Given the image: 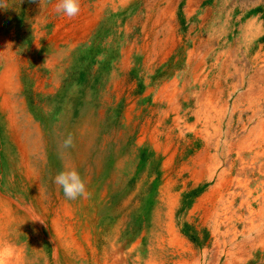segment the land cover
<instances>
[{
  "label": "rangeland",
  "instance_id": "rangeland-1",
  "mask_svg": "<svg viewBox=\"0 0 264 264\" xmlns=\"http://www.w3.org/2000/svg\"><path fill=\"white\" fill-rule=\"evenodd\" d=\"M0 3L6 4L0 6V78L6 63L4 44H7L8 51L16 59L26 62L31 59L48 62L52 57L58 64V54L62 55L61 66L56 65L52 70L43 68L42 74H37L32 73L34 69L29 68V76L24 71L21 73V83L26 91L23 97L27 111L35 121L41 123L46 134L61 132L58 138L62 144V133L66 130H85L86 133L80 130L84 133L81 146L84 164L89 163L85 166L86 169L94 171L97 230L101 238L107 234L111 242L109 235L112 228L120 222L119 231L125 233L122 238L127 242L125 246L129 247L134 243L143 225L147 228L146 238L143 240L146 243L152 224L162 222L163 228L166 216L170 213L184 246L174 247L172 244L169 250L173 254L182 253L184 258L188 257L189 264H264V149L254 147L251 151H246L243 142L249 132L258 131L257 128L264 119V92L260 93L256 86L249 87L254 75L264 76V71L257 70L259 63L264 60V0H80L81 11L71 19L57 14L55 7L58 0H0ZM79 19L88 20L93 25L87 40L73 50H69V45L55 48L52 41L55 34L68 30ZM252 19L261 22L263 33L255 38L249 48H244L241 32ZM169 24L176 35L174 43H177L170 51L167 44H155L160 41L161 33L163 35L169 32L166 27ZM211 29L215 31L211 39L212 46L199 50L201 46L197 43L204 37L208 38ZM193 46L199 51L192 54L188 63L187 53ZM226 71L232 75L230 79H227ZM197 74L201 80L207 77L206 82H210L211 78L221 79L222 76L219 93L215 89H210L209 92L205 86L203 90L198 89V83L195 82ZM36 75L45 81L47 91L60 80L59 88L52 95L48 94L45 102L37 100L45 106V114L38 111L39 120L34 115L38 110L36 102L28 101L33 96L32 84L35 80L29 87L25 86L28 79L35 78ZM233 89L234 93L230 96ZM181 94L187 96V103H184ZM171 95L176 97L181 115L191 110L187 124L195 128H189L186 123H180L176 127L172 125L175 115L169 112L171 103L168 97ZM209 101L213 105V111L206 106ZM223 109L224 124L234 113L233 132L236 134H233L232 141L243 144L237 150L241 155L240 162H237L236 157L222 158L223 150L219 147V170L212 178L209 176L211 172L206 169L203 174L196 175V171L200 170L195 159L197 152L201 150L200 144L215 142L219 135L214 132L213 127L203 123L196 124L195 115L197 111L198 114L201 111V117H217ZM238 118L246 125L242 130L241 124L237 122ZM147 121L153 123V128L162 123L159 131L164 135L167 132L173 133L168 153L156 150L149 141L148 133L144 141H140L142 127ZM89 129H92L91 134H87ZM178 133L184 138L178 139ZM258 137L256 133L253 136L256 143L259 141ZM209 138L211 140H207ZM47 140L51 147L55 138L49 136ZM57 146H53L54 150H63L62 153H65L63 146H60L62 149ZM211 154L214 155V152ZM52 157L53 151L49 154V161ZM261 172L263 177L259 176ZM100 237L99 250L104 246ZM180 248L186 251L182 252Z\"/></svg>",
  "mask_w": 264,
  "mask_h": 264
},
{
  "label": "bare ground",
  "instance_id": "bare-ground-1",
  "mask_svg": "<svg viewBox=\"0 0 264 264\" xmlns=\"http://www.w3.org/2000/svg\"><path fill=\"white\" fill-rule=\"evenodd\" d=\"M153 2H154V0H153ZM27 4H28V2H27ZM148 5H146V6L148 7ZM193 7H195V6H193ZM161 12H163V11H161ZM187 14H190V13H187ZM177 15H179V14H177ZM17 16H18V14H17ZM147 16H148V14H147ZM200 16L202 17V15H200ZM170 17H168V18H170ZM19 18H21V17H19ZM69 21H71V20H69ZM159 21H160V19H159ZM259 22L255 19H252L251 21H249L244 26V28L241 32V38L243 39L244 48L250 46V44L255 40V38L260 37L262 35L263 30H262L261 22L260 23ZM157 23L158 22H156V24ZM190 24H191V22H190ZM60 25H61V23H60ZM152 26H153V24H152ZM166 27L169 29L168 30L169 32H167L166 34H163V35L161 33L160 41H158L155 44H158V46L160 44L161 45L163 44L165 46L168 45L169 46L168 49L170 51L173 48V45L175 44L174 40L176 39V35L173 32L174 30L172 31V28H170V24L167 25ZM92 28H93V25L90 21L84 20V19L83 20L79 19L78 21L76 20L74 22V24L69 27L68 30H65V31H62L60 33L55 34V36L52 38V41L55 45V48H57L60 45H65V46L69 45V50L70 49L73 50L79 44H82L83 42H85L87 40V38L90 35V31H92ZM151 32H153V31H151ZM213 32H215L214 29L209 30L208 34L210 36L207 35L208 38L204 39L205 38L204 37L203 39H200L199 42L197 41L198 42L197 44L199 46H201L198 48L199 50L201 48H208L211 45V43L213 42L211 39L214 36ZM153 33L155 34V32H153ZM40 35H42V34H40ZM34 37H36V36H34ZM142 37H144V36H142ZM150 37H152L151 34H150ZM150 37H148V38H150ZM154 37H153V39H154ZM177 38H179V37H177ZM194 38H196V36ZM145 39H146V37H145ZM99 41H101V40H99ZM234 41H235V39H234ZM263 41L264 40H262V43H263ZM171 43H172V45H171ZM229 44L231 45V43H229ZM226 45H228V44H226ZM262 45H264V44H262ZM141 46H143V45H141ZM3 47H4V49H6V53H5L6 54L5 55L6 63H5V69L2 72L1 78H0V264H189V261L187 260L188 257L184 258L182 253L173 254L171 252V250H169L170 249L169 246L172 244L174 245V247H175V245H183L184 246V242L181 239V237L179 236V232L177 231V229L174 226L173 216L170 213H168V215L166 216V221L164 222L163 228H161L162 222H160L158 224L157 223L152 224V226H153L151 228L152 230L150 231L148 229L149 230V238H147L148 239L147 241L145 240L146 243L143 242V240L146 238V232H147V228L145 227V225H143L141 227V232L138 234L137 237H135V241H133L134 243L129 247L125 246L127 242L122 240V238L125 237V233L122 234V232L119 231V226H121L120 222H118L112 228L113 230L109 235V236H111V242H109V237L107 234H104L102 238L99 236V233L97 230V228H98L97 227V224H98V222H97V199H96V187H95V181H94V171L91 170L90 168L86 169L85 166H87L89 163L87 165L84 164L85 163L84 159H83L84 152H82V146H81L82 137L84 136V133L82 131L85 132V130H82V128L79 130L77 129L76 132L66 130L64 132V134L62 133L63 142L68 136H71L72 141H73L72 146L70 148L65 149L66 150L65 153H62L63 150H57V151L54 150L55 148H53V146H55V147L57 145H59V147L63 146L62 141L59 140V138H58V136L61 134V132H59V131L56 133L52 132L53 133L52 135L46 134L43 130V126L41 125V123H38L37 121H35L34 120L35 118L32 116V114L27 111L25 99L23 97V94L26 91L23 90V86L21 83V79H22L21 73L24 71L25 75L29 76L30 75L29 68L34 69L32 71V73L36 72L37 74L38 73L40 74L41 69H43V68L44 69L46 68L48 70H52L56 65L61 66V64L63 62L62 61L63 59H61L62 55L60 53L58 54V59H60L58 64H57V60L52 58V57H50L48 62L43 61V59H40V60L39 59H37V60L33 59V61H31L32 60L31 59L30 61L28 60L29 62H26V60L22 61V60L16 59V57H14V55L8 51L7 44H4ZM32 47L34 48V46H32ZM224 47H226V46H224ZM158 48H160V47H158ZM163 48H165V47H163ZM34 49H36V48H34ZM198 49L195 46H193V49L187 53V57L189 56L188 63L190 61V57H192V54L194 52H198L199 51ZM97 52H98V50H97ZM218 53H220V52H218ZM156 55H158V54H156ZM226 55H228V54H226ZM63 57H66V56H63ZM146 57H149V55ZM225 57H227V56H225ZM240 57H242V56H240ZM160 59L162 60V57ZM191 59H193V58H191ZM227 59H229V58H227ZM172 60H174V59H172ZM91 61H92V59H91ZM45 62H47V64H48L47 66H46ZM249 63H251V62H249ZM251 65H252V63H251ZM231 66H233V65H231ZM258 66H259V67H257L258 71H264V60L262 62H260ZM93 68H92V70H93ZM191 71H193V70H191ZM60 73H62V72H60ZM94 73H95V71H94ZM219 73H222V72H219ZM57 74H59V73H57ZM225 75H226L227 79H230V77H232V75L229 73V71H226ZM254 76H253V78L251 77L252 80L249 83V87L251 88V87L256 86L259 89L260 93L264 92V76L260 77L258 74H257V76H255V77ZM49 77H51V76H49ZM241 77H240V82L242 81ZM221 79L223 80L222 76H221ZM221 79H220V77L219 78H211L210 82L209 81L206 82L207 77H203L201 80V77L199 74H197L195 76V82L198 83V85H197L198 89H202L205 86V88L207 90H209V92H210V89H215L216 91H218L217 93H219V90L221 88ZM33 80H35V83L32 84L33 96L31 98L29 97V99L28 98L27 99L30 103L36 102V109H38V110L35 111L34 115L39 120L38 111H40L41 113H44L45 110L43 111L44 103L43 104L39 103L37 100L39 99L42 102H45L46 96L48 94L52 95L51 93L55 92L59 88L60 80H57L54 84H52V87L49 91L46 90L47 85H45V81L40 79L39 75H36L35 78L30 77L28 79V81L26 82L25 86L29 87V84H31V82ZM174 83H172V84H174ZM92 85H93V83H92ZM234 86H236V85H234ZM240 89H241V87H240ZM164 92H165V89H164ZM221 92H220V94H221ZM233 93H234V89L232 90L230 96ZM248 93H250V92H248ZM175 94H173V95H175ZM34 96H38V98H36ZM214 96H216V95L214 94ZM181 97H182V100L184 101V103L188 102L186 95L181 94ZM244 97H245V95H244ZM208 98H210V96H208ZM229 98H232V97H229ZM47 99H49V98H47ZM70 99H72V98H70ZM249 99L247 98V100H249ZM84 100H85V97H84ZM175 100H176V97H174L172 95L170 97H168V101L171 103V105L169 104L171 106L169 112H170V114L175 115V117L172 121V125H175V127H176V126H179L180 123H186L187 124V118L190 117L189 114H190L191 110H187L184 113H182V115H181L179 113L178 102L176 103ZM202 100H204V99H202ZM255 100H257V99H255ZM95 101H96V99H95ZM85 102H86V100H85ZM260 102H261V100H260ZM206 106L211 111H213L212 110L213 105L211 102L207 103ZM224 109H226V108H224ZM224 109L222 110V112L220 111L218 113L217 117H212V116L210 117L208 115L210 118L209 117H205V118L201 117L202 116L201 111L199 114L197 111L196 115L194 112V115L196 118V124L197 123H200V124L203 123V124H205V126L213 127L214 132L215 133L217 132L219 135L218 140L215 142H209V141L205 140L206 142H203L200 144L201 150L199 152H197L196 157H195V159L197 160V166L199 167L200 170L196 171V175L203 174V170L206 169L207 171L211 172V174L209 176L212 178L214 176V174L219 170V167H221L220 166L221 157L218 154L219 149H220L219 147H221L223 150L221 153L222 158L227 159L228 157H234L233 159H235V157H236L237 162H240L241 155L239 153H237V150H240V148L243 144L240 145L238 143H233V141H232L233 134H236L233 132L234 127H235V125H234L235 124L234 113H232V115L228 118L227 122L224 124V119H225ZM139 113H140V111H139ZM102 120H103V118H102ZM237 122L239 124H241V130L245 128L246 125L243 124V121L241 120V118H238ZM100 124H102V123H100ZM152 124L153 123L151 121H147L145 123L144 127H142L143 130L141 131L142 135L140 136V138H141L140 141L141 142L144 141V138L146 137L145 135L148 133L149 141H151L152 146L156 150L161 149V150H163V152L168 153L170 150L169 144L171 142V136H172L171 134H173V133L167 132V134L164 135L162 132L159 131V128L162 127V123L157 124V126H154V128L151 127ZM60 125H62V123L59 124V126ZM187 125L189 126V128H195L194 126H191L189 124H187ZM224 129L226 130L225 133L223 132ZM257 129H258L257 132H254L253 130L251 132H249V135L244 139V141H243V142H245L244 150L251 151L252 149H254V147H259V148L264 149V119L260 122L259 127ZM80 130H82V131H80ZM170 130L172 131V129H170ZM91 132H92V129H89L87 131V134H91ZM180 133L176 134L177 138L178 139L184 138L182 135H180ZM255 133L259 136L258 137L259 138L258 143H256L255 140L253 139V136L255 135ZM49 136H51L53 139L55 138V140L52 142L51 147L48 146V140L47 139ZM214 139H215V137H214ZM161 140H164V142H161ZM207 140H211V139L209 138ZM147 141H148V139H147ZM86 146H88V145H86ZM117 148H118V146H117ZM124 148H126V145ZM94 149H97V148L95 147ZM52 151H53V157L51 158L52 160L49 161L48 157H49V154L51 155ZM108 152H109V150H108ZM211 152H214V155H212ZM54 157L56 159H54ZM161 157H163V156H161ZM105 158L106 157L104 156V159ZM120 159H122V158H120ZM124 159L125 158H123V160ZM57 160H60V162H58ZM156 163H157V161H156ZM243 163H244V161H243ZM145 164H147V163H145ZM112 165H113V163H112ZM130 167H129V169H130ZM69 168L76 169L79 172V174L81 175V177L83 178V180L85 181L86 188H87V196L86 197H81V198H78V199L72 200V201L67 200L64 197L62 189H60L54 183V177L59 172L66 170V169H69ZM233 168H235V167H233ZM223 171H224V169H223ZM154 173H155V171H154ZM154 175L156 176V174H154ZM259 176L263 177V173L261 172ZM225 178H227V177H225ZM107 182H109V181H107ZM228 182H230V181H228ZM224 186L225 185L223 184V187ZM111 187H112V185H111ZM100 189H102V188H100ZM149 202H150V200H149ZM126 220H127V218H126ZM137 220H138V218H137ZM106 228L107 227H105V229ZM138 229H140V228H138ZM99 237H100V240L103 242L102 245L104 244V246L101 248V250L98 249ZM180 251L185 252L186 250H184L183 248H180Z\"/></svg>",
  "mask_w": 264,
  "mask_h": 264
},
{
  "label": "clouds",
  "instance_id": "clouds-1",
  "mask_svg": "<svg viewBox=\"0 0 264 264\" xmlns=\"http://www.w3.org/2000/svg\"><path fill=\"white\" fill-rule=\"evenodd\" d=\"M0 6H6V4L0 3ZM55 11L57 14L63 15L67 18H74L78 16L81 11L80 0H58ZM72 143V137L68 136L63 142V147L65 149L70 148ZM54 183L62 189L64 197L67 200L72 201L87 196L85 181L74 168L59 172L54 177Z\"/></svg>",
  "mask_w": 264,
  "mask_h": 264
}]
</instances>
